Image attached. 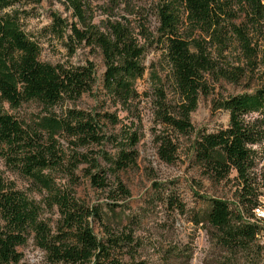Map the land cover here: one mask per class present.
<instances>
[{
  "label": "trees",
  "instance_id": "trees-1",
  "mask_svg": "<svg viewBox=\"0 0 264 264\" xmlns=\"http://www.w3.org/2000/svg\"><path fill=\"white\" fill-rule=\"evenodd\" d=\"M21 1L40 0H0V12ZM85 1L64 0L76 22L68 26L52 13L48 29L60 39L68 38L65 45L70 53L74 44L82 42L98 47L105 67L104 88L126 102L135 97L134 82L144 73L141 62L144 46L128 25L118 21L107 22L105 32L97 29L91 23ZM179 1L185 34L179 33L180 13L172 1L158 8L159 41L165 48L177 98L169 102L158 88L156 119L185 134L193 130L190 114L197 106L199 94L208 93L207 75L236 80L244 74L242 67L230 70L220 66L208 47L215 44L219 54L233 37L247 64L253 65L258 43H252L245 25L264 34V0ZM234 6L244 11L248 19L245 25L224 23ZM67 29L70 33H66ZM39 54L37 42L22 30L17 15L1 12L0 156L50 193L48 204L57 207L59 217L56 227H51L41 216V205L5 183L0 174V264L18 261L17 247L30 235L51 264H125L115 253L118 237L108 233L105 239L98 238L90 227L88 217L97 214L96 208L90 210L71 193L55 190L53 179L45 172L62 163L64 152L52 150V145L44 147L40 140L54 141L55 135L63 133L77 146L100 143L103 134L95 117L83 110L68 109L61 117L46 114L32 125H23L3 110L4 102L13 108L23 102H35L49 112L59 101L75 100L92 89L95 81L92 62L53 64L39 60ZM214 107L228 111V125L214 132H200L192 143V159L210 179L236 181L237 200L231 204L220 197L202 196L206 209L193 216L192 223L205 230L215 264H264V217L254 213L260 200L257 177L252 172L255 156L252 146L264 140V78L252 93L229 95L216 100ZM250 113L257 116L245 119ZM137 140V135H130L131 146ZM156 141L158 158L173 163L177 153L173 140L162 135ZM136 155L133 149L119 150L112 160L114 168L121 170L135 165ZM232 172L235 175L230 177ZM87 175L92 184L104 186L103 175L91 172ZM261 179L264 181V176ZM205 264L210 263L206 260Z\"/></svg>",
  "mask_w": 264,
  "mask_h": 264
},
{
  "label": "rangeland",
  "instance_id": "rangeland-1",
  "mask_svg": "<svg viewBox=\"0 0 264 264\" xmlns=\"http://www.w3.org/2000/svg\"><path fill=\"white\" fill-rule=\"evenodd\" d=\"M170 1L180 13L179 33L185 34L184 12L179 0L85 1L91 23L97 29L105 32L107 22L118 21L128 25L138 43L144 46L141 58L144 73L134 82L135 97L126 102L104 88L105 67L98 47L82 42L74 44L70 53L65 45L68 38L60 39L49 31L52 13L68 26L76 22L64 0L21 1L1 11L17 15L22 30L40 48L39 60L65 65H83L88 61L93 64L95 81L92 89L75 100L63 99L49 112L35 102H23L15 108L4 102L2 106L23 125H32L39 116L46 114L61 117L68 109L83 110L95 117L103 134L100 143L77 146L63 133L55 135L54 141L40 140L44 147L52 145V150L64 152L62 163L45 172L53 179L55 190L71 193L90 210L96 208L97 214L88 217L90 227L98 238L105 239L108 233L118 237L115 253L125 264H205L206 260L215 264L205 230L200 224L194 225L192 217L206 209V200L202 196L220 197L233 204L237 200V186L234 180L210 179L194 163L192 143L200 132L227 127L228 111L215 108L216 100L252 93L264 78V34L245 25L248 19L244 11L234 6L224 23L245 25L252 43H258L254 64H247L233 37L219 54L216 45H210L208 49L220 66L230 70L242 67L244 74L236 80L217 74L207 75L208 93L199 94L197 106L190 114L193 128L190 133H179L159 122L156 119L157 89H162L169 102L177 98L158 31V8ZM66 33L70 31L67 29ZM256 116L250 113L245 119L252 120ZM133 133L138 140L131 146L130 135ZM162 135L169 136L177 147L173 163L161 161L156 154V140ZM252 148L255 150L252 172L257 177L260 200L254 213L264 217V181L261 179L264 176V140ZM122 149L136 150L135 165L117 170L112 160ZM88 172L103 175L104 186L92 184ZM0 174L5 183L38 202L42 207L41 216L51 227H56L59 213L57 207L48 204L50 193L46 189L9 166L1 156ZM234 175L232 172L230 177ZM17 250L20 258L10 264H51L31 235Z\"/></svg>",
  "mask_w": 264,
  "mask_h": 264
}]
</instances>
